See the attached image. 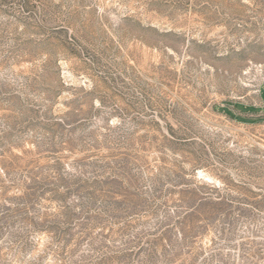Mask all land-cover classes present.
Returning <instances> with one entry per match:
<instances>
[{
	"label": "rangeland",
	"instance_id": "1",
	"mask_svg": "<svg viewBox=\"0 0 264 264\" xmlns=\"http://www.w3.org/2000/svg\"><path fill=\"white\" fill-rule=\"evenodd\" d=\"M0 264H264V0H0Z\"/></svg>",
	"mask_w": 264,
	"mask_h": 264
},
{
	"label": "trees",
	"instance_id": "2",
	"mask_svg": "<svg viewBox=\"0 0 264 264\" xmlns=\"http://www.w3.org/2000/svg\"><path fill=\"white\" fill-rule=\"evenodd\" d=\"M229 114V113H228ZM231 117H234L232 114H229Z\"/></svg>",
	"mask_w": 264,
	"mask_h": 264
}]
</instances>
